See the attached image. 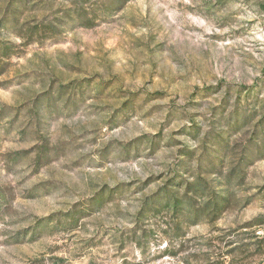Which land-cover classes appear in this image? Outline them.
I'll list each match as a JSON object with an SVG mask.
<instances>
[{
	"label": "rangeland",
	"instance_id": "1",
	"mask_svg": "<svg viewBox=\"0 0 264 264\" xmlns=\"http://www.w3.org/2000/svg\"><path fill=\"white\" fill-rule=\"evenodd\" d=\"M0 264H264V0H0Z\"/></svg>",
	"mask_w": 264,
	"mask_h": 264
}]
</instances>
